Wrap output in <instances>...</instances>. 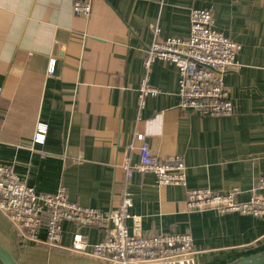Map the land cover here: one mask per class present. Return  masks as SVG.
I'll list each match as a JSON object with an SVG mask.
<instances>
[{"label":"crops","instance_id":"obj_1","mask_svg":"<svg viewBox=\"0 0 264 264\" xmlns=\"http://www.w3.org/2000/svg\"><path fill=\"white\" fill-rule=\"evenodd\" d=\"M91 14L73 0H0V163L38 192L60 184L80 205L108 210L128 190L129 231H189L197 264H224L264 249V217L215 210L188 211L185 188L225 192L239 200L264 176V0H90ZM206 7L214 26L241 45L236 72L224 75L235 112L197 116L178 108L177 70L150 65L159 89L139 106L143 48L160 36L189 33L190 9ZM53 61V69L50 63ZM44 143L33 142L37 122ZM151 152L180 155L186 185L157 186L152 173L128 179L119 164L126 145L138 159L141 140ZM264 197V189L256 191ZM99 241L104 229L61 222V245L25 244L0 212V244L18 264H110L72 249L74 233ZM40 237H44L43 228Z\"/></svg>","mask_w":264,"mask_h":264},{"label":"built area","instance_id":"obj_2","mask_svg":"<svg viewBox=\"0 0 264 264\" xmlns=\"http://www.w3.org/2000/svg\"><path fill=\"white\" fill-rule=\"evenodd\" d=\"M72 9L75 14L88 17L92 4L90 0H73ZM189 24L186 36L162 37L160 29L153 28L154 39L142 50L144 75L138 87L139 106L144 104L146 96L159 92L150 84L149 76L151 63L160 59L176 67L178 108L182 112L197 116L232 115L235 105L224 83V75L240 68L237 54L241 45L214 26L209 8H191ZM53 66L51 61L50 70ZM262 96L264 99V94ZM46 131L47 124L37 122L33 142L43 144ZM136 138L142 141L138 159L130 160L128 150L131 145L127 144V152L119 164L126 178L135 172H149L159 187L186 185V164L182 156H157L143 140L142 133H137ZM260 189H264V176L252 184L246 200L237 198L240 192L237 187L225 192L209 187H186V209L264 217V197L256 194ZM132 205L128 190L121 193L115 206L104 211L71 200L64 184H60L55 192H38L21 179L11 165L0 163V212L7 217L22 245L62 247L61 222L69 220L104 229L102 238L94 243H90L85 235L74 233L71 248L110 264H197V251L189 231L145 234L136 228L130 232L127 220H138L131 211ZM42 228L43 238L40 237Z\"/></svg>","mask_w":264,"mask_h":264},{"label":"water","instance_id":"obj_3","mask_svg":"<svg viewBox=\"0 0 264 264\" xmlns=\"http://www.w3.org/2000/svg\"><path fill=\"white\" fill-rule=\"evenodd\" d=\"M0 262L2 264H18L11 252L0 244ZM224 264H264V249L240 257Z\"/></svg>","mask_w":264,"mask_h":264},{"label":"rangeland","instance_id":"obj_4","mask_svg":"<svg viewBox=\"0 0 264 264\" xmlns=\"http://www.w3.org/2000/svg\"><path fill=\"white\" fill-rule=\"evenodd\" d=\"M0 264H2V263L0 262Z\"/></svg>","mask_w":264,"mask_h":264}]
</instances>
